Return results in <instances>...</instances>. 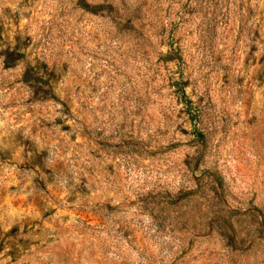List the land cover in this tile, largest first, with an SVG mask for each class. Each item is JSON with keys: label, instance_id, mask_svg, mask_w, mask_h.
<instances>
[{"label": "rangeland", "instance_id": "1", "mask_svg": "<svg viewBox=\"0 0 264 264\" xmlns=\"http://www.w3.org/2000/svg\"><path fill=\"white\" fill-rule=\"evenodd\" d=\"M0 264H264V0H0Z\"/></svg>", "mask_w": 264, "mask_h": 264}]
</instances>
